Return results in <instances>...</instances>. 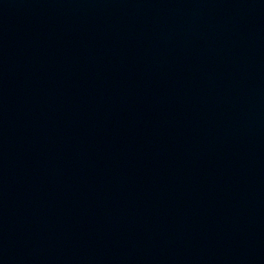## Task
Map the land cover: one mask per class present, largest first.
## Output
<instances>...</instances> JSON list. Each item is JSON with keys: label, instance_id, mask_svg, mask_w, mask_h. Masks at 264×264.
<instances>
[{"label": "water", "instance_id": "1", "mask_svg": "<svg viewBox=\"0 0 264 264\" xmlns=\"http://www.w3.org/2000/svg\"><path fill=\"white\" fill-rule=\"evenodd\" d=\"M0 264H264V0H0Z\"/></svg>", "mask_w": 264, "mask_h": 264}]
</instances>
